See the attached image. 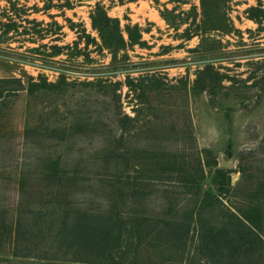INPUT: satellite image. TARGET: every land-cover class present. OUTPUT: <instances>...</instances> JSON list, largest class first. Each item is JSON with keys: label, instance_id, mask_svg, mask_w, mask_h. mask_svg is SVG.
<instances>
[{"label": "rangeland", "instance_id": "obj_1", "mask_svg": "<svg viewBox=\"0 0 264 264\" xmlns=\"http://www.w3.org/2000/svg\"><path fill=\"white\" fill-rule=\"evenodd\" d=\"M260 2H220L217 20L238 31L186 41L160 15L175 6L169 0H0V211L13 216L21 179L42 188L41 172L57 160L76 172L58 182L74 208L107 211L109 181L125 172L132 206L141 198L147 215L165 214L168 202L187 212L197 189L182 173L203 170L200 201L216 196L215 167L206 166L216 161L233 171L229 205L264 213V200L245 199L264 183V25L248 14ZM99 12L123 31L139 25L146 45L123 44L114 56L56 49L77 40L72 22L101 44ZM207 66L231 78L216 95L194 89ZM7 259L0 264H21Z\"/></svg>", "mask_w": 264, "mask_h": 264}, {"label": "trees", "instance_id": "obj_2", "mask_svg": "<svg viewBox=\"0 0 264 264\" xmlns=\"http://www.w3.org/2000/svg\"><path fill=\"white\" fill-rule=\"evenodd\" d=\"M198 1L200 7L192 0H169L175 6L168 9L163 5L160 15L178 34L183 30L179 37L186 41L200 35L238 31L233 24L217 20L220 2L230 0ZM181 5L191 7L183 10ZM262 7L260 2L248 10L249 18L261 27ZM92 27L101 44L87 33L84 25L72 22L70 28L76 31L77 40L73 46L56 49L80 54L94 46L95 52L105 48L114 56L123 44L146 45L139 25L128 24L123 31L120 20L104 12L92 17ZM82 44L84 47L80 48ZM226 80L231 78L214 66H207L198 72L194 89L216 95ZM206 166L215 167L216 196L205 193L200 201L203 170L192 175L182 173V177H193L184 185L197 189L195 207L187 212L182 211L185 208L176 211V206L168 202L165 214L151 216L143 212L146 205L141 198L133 206L130 203L132 187L125 172H114L109 181L114 193L107 211L72 207L70 199L63 198L68 195L61 192L58 182L76 172L61 169L56 160L41 172L42 188L29 185L32 177L21 179L20 201L13 216L0 211V256L9 252L12 259L5 262L21 264H264V213L256 206L245 209L229 205L226 200L236 190L232 187L233 171L220 168L216 161H208ZM41 190L46 191V200H37L42 192L35 191ZM245 199L264 200V183Z\"/></svg>", "mask_w": 264, "mask_h": 264}, {"label": "water", "instance_id": "obj_3", "mask_svg": "<svg viewBox=\"0 0 264 264\" xmlns=\"http://www.w3.org/2000/svg\"><path fill=\"white\" fill-rule=\"evenodd\" d=\"M85 2L93 1V0H84Z\"/></svg>", "mask_w": 264, "mask_h": 264}]
</instances>
